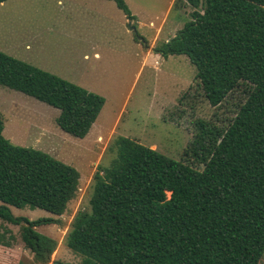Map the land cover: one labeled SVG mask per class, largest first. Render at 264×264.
I'll use <instances>...</instances> for the list:
<instances>
[{"label": "trees", "instance_id": "16d2710c", "mask_svg": "<svg viewBox=\"0 0 264 264\" xmlns=\"http://www.w3.org/2000/svg\"><path fill=\"white\" fill-rule=\"evenodd\" d=\"M5 0H0V3ZM135 19L125 0H112ZM192 19L155 47L187 55L197 86L213 107L235 92L234 115L198 120L192 142L177 160L118 136L117 154L96 173L90 210L78 212L67 245L82 264H261L264 256V0H186ZM0 84L60 110L58 125L84 138L105 98L0 50ZM0 112V220L20 227L33 263L49 264L58 241L11 206L61 216L77 196L81 174L49 153L12 143ZM170 193V195H168ZM15 235L0 228V245ZM58 264V263H56Z\"/></svg>", "mask_w": 264, "mask_h": 264}, {"label": "rangeland", "instance_id": "374dc122", "mask_svg": "<svg viewBox=\"0 0 264 264\" xmlns=\"http://www.w3.org/2000/svg\"><path fill=\"white\" fill-rule=\"evenodd\" d=\"M125 1L135 19L111 0L0 3L1 51L105 98L91 130L80 138L58 125V108L0 84L5 137L16 145L43 150L81 174L77 196L61 216L29 205L11 206L17 216L63 221L36 228L58 241L49 264H82L83 256L67 245V237L78 212L90 210L96 173L103 174L116 157L118 136L136 138L180 160L195 136L197 121L223 124L243 97L235 92L224 105L211 106L197 86V69L187 55L155 51L192 19L194 8L186 0ZM0 228L10 229L16 237L12 247L0 245V264L33 263L20 227L0 220Z\"/></svg>", "mask_w": 264, "mask_h": 264}, {"label": "water", "instance_id": "95a60500", "mask_svg": "<svg viewBox=\"0 0 264 264\" xmlns=\"http://www.w3.org/2000/svg\"><path fill=\"white\" fill-rule=\"evenodd\" d=\"M132 28H133V29L136 31V33H137L136 27L133 26Z\"/></svg>", "mask_w": 264, "mask_h": 264}, {"label": "crops", "instance_id": "0c3cea01", "mask_svg": "<svg viewBox=\"0 0 264 264\" xmlns=\"http://www.w3.org/2000/svg\"><path fill=\"white\" fill-rule=\"evenodd\" d=\"M112 1V0H111Z\"/></svg>", "mask_w": 264, "mask_h": 264}]
</instances>
